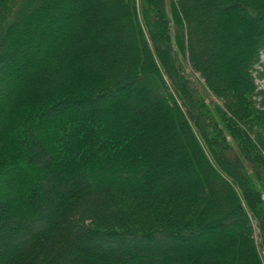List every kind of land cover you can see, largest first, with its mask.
I'll use <instances>...</instances> for the list:
<instances>
[{
    "label": "trees",
    "instance_id": "obj_1",
    "mask_svg": "<svg viewBox=\"0 0 264 264\" xmlns=\"http://www.w3.org/2000/svg\"><path fill=\"white\" fill-rule=\"evenodd\" d=\"M111 1L0 0V264H264V0Z\"/></svg>",
    "mask_w": 264,
    "mask_h": 264
},
{
    "label": "rangeland",
    "instance_id": "obj_2",
    "mask_svg": "<svg viewBox=\"0 0 264 264\" xmlns=\"http://www.w3.org/2000/svg\"><path fill=\"white\" fill-rule=\"evenodd\" d=\"M106 3H108L109 5H111V6H113L114 7V4H113V2L111 1V0H104ZM138 1V0H137ZM173 2V3H175L176 2V0H165V2H166V4H167V8H168V6H169V3L170 2ZM192 2H195V0H191ZM196 3V2H195ZM231 11V10H230ZM222 12V11H221ZM209 13V17L210 16H212V11L210 12H208ZM223 13V12H222ZM252 20V19H251ZM181 57H182V59H184V56L181 54ZM180 58V57H179ZM258 69H259V72H261V74H262V78H256V80H255V82H256V84H257V86H258V89L259 90H261V91H263V93H264V53L263 54H261V61H260V66L258 67ZM64 73V72H63ZM255 75V74H254ZM197 79H198V77H197ZM200 82H203L202 80H199ZM169 84V83H168ZM5 87H6V85H4ZM4 100V99H3ZM3 102V101H2ZM1 102V103H2ZM52 160V159H51ZM194 174L192 173V174H190V175H186L185 177V179H190V178H193L194 176H193ZM7 176V175H6ZM2 178V177H1ZM166 179H162V180H158L159 182L161 181H165ZM167 182L168 183H170V184H172V185H176V184H181V182L180 181H174V180H172V179H167ZM1 183L2 182H0V185H1ZM8 185V184H7ZM5 186V185H4ZM3 189H5V187H3ZM9 191V189H7L6 188V190H5V192H8ZM256 239H257V237H256ZM193 240H195V243H198L200 240L199 239H193ZM90 243V242H89ZM88 245V244H87ZM98 250V249H97ZM98 251H101L100 249L98 250ZM102 252V251H101ZM112 253V252H111ZM110 253V254H111ZM260 254L262 255L263 254V252H262V250L260 249Z\"/></svg>",
    "mask_w": 264,
    "mask_h": 264
},
{
    "label": "bare ground",
    "instance_id": "obj_3",
    "mask_svg": "<svg viewBox=\"0 0 264 264\" xmlns=\"http://www.w3.org/2000/svg\"><path fill=\"white\" fill-rule=\"evenodd\" d=\"M2 205H3V204H2V201H1V202H0V207H2Z\"/></svg>",
    "mask_w": 264,
    "mask_h": 264
}]
</instances>
